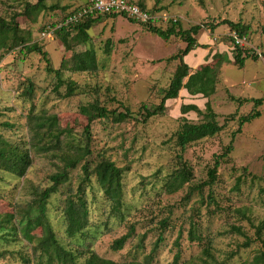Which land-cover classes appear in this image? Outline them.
<instances>
[{
	"label": "rangeland",
	"instance_id": "rangeland-1",
	"mask_svg": "<svg viewBox=\"0 0 264 264\" xmlns=\"http://www.w3.org/2000/svg\"><path fill=\"white\" fill-rule=\"evenodd\" d=\"M37 1L0 0V15L9 19L17 12H24L26 4ZM87 1L46 0L48 7L43 11L31 15L23 13L16 18L22 34L29 39L27 43L36 42L46 50L54 68H60L63 58L66 59L61 67L63 83H59L55 72L47 71L42 54L26 51L23 44L10 52L0 50V134L13 144L30 149L33 159L22 177L0 170V212L17 213L18 218L25 215L35 188L49 185L50 174L60 166L59 159L51 152L30 144L32 132L27 115L32 105L39 112L56 114L60 126L72 130L71 141L84 140L87 118L80 112V106L98 99L110 109L130 111L123 122L111 118L92 122L93 153L90 156L99 160L104 155L122 168L125 205L121 213L113 214L93 178L86 188L92 223L88 237L73 239L65 232L62 216L65 187L61 188L48 204L49 220L61 243L67 248L82 250L78 255L80 260L89 256L90 250L117 261L142 259L151 252L160 233L158 222L169 216L165 239L154 253L152 264H172L178 249L174 244L177 238L182 250L181 260L199 261L207 239L212 240L213 253L224 264H238L251 258L264 241V229L260 237L256 232V227L264 223V104L259 107L261 115L245 123L236 135L234 148L221 159L212 187L195 190L191 195L187 193L190 187L208 179L209 169L238 128L239 116L253 108L252 101L240 105L231 95L264 96V0H135L143 2L151 14L158 16L151 24L161 28H167L172 21H177L184 29L204 24L197 38L212 49L210 53L206 49L204 60L199 59L196 68L213 64L211 54L216 51L226 53L231 60L221 65L217 90L208 98L224 129L191 143L184 152L176 142L183 116L200 122L203 115L195 111L182 114L180 105L188 100L181 94L179 99L166 101L163 113L147 117L146 109L160 103L179 63L170 57L180 52L186 42L176 35L166 41L150 32L146 22H133L123 15H103L90 29V41L76 44L68 51L58 36L42 35L43 26L48 28ZM223 19L249 27L247 34L239 37L242 40L239 45L246 53L258 55L257 59L249 56L243 67L234 63L235 32L228 24L218 25L214 31L208 28L209 24ZM87 48L96 51L98 68L72 71L73 51ZM199 55L192 54L190 60ZM31 81L34 93L28 97L24 90ZM69 81H73L76 88L74 94L67 96ZM205 102L201 105L204 111ZM181 155L191 167L193 178L183 188L170 193L165 183L170 173L180 166ZM80 174V167L72 170L74 185L79 183ZM17 224L16 221L14 227ZM232 224L241 225L245 235L234 232ZM132 225L135 236L122 249H113V241L128 232ZM192 225L201 240L190 239ZM33 233V240L23 236L19 227L13 235L0 233V264H36L33 246L43 233L40 227ZM143 234H146L144 247H138ZM246 241L250 242L248 246Z\"/></svg>",
	"mask_w": 264,
	"mask_h": 264
},
{
	"label": "trees",
	"instance_id": "trees-1",
	"mask_svg": "<svg viewBox=\"0 0 264 264\" xmlns=\"http://www.w3.org/2000/svg\"><path fill=\"white\" fill-rule=\"evenodd\" d=\"M137 3L142 8L148 9L151 12L143 2L138 1ZM47 7L46 0H38L35 4H26L24 12H17L9 19L0 15V50L10 52L18 45L23 44L26 51L42 54L47 62V71L55 72L61 84L63 83L61 67L65 65L66 59L63 58L60 68H54L51 65V60L46 50L36 42L27 43L29 39L22 34V29L19 27L16 19L17 16L23 13L31 15L34 12L39 13ZM51 7L54 8V6ZM76 10H72L68 14ZM68 14L60 20L52 22L48 28L43 26L44 31L54 28L53 34L59 37L67 51L72 50L76 44L88 43L91 38L90 29L103 15L114 17L118 15L126 16L125 14L118 13L90 15L77 22L56 27ZM128 18L133 22H141L131 17ZM221 24H228L230 29L241 38L247 34L249 29L248 26H245L241 22H234L229 19H223L216 24H209L208 28L214 31L216 26ZM146 25L150 32L158 34L166 41L173 35H176L186 42V46L180 52L170 57V59L179 60V63L173 73L169 86L163 91L160 103L152 109L147 108L146 116L151 117L163 113L166 109V101L177 99L182 88L187 89L192 95L201 94V96L207 98L205 102L206 111L202 110L195 103H181L180 105L182 114L195 111L204 117L203 121L193 122L183 116V122L176 133V142L181 151L184 152L191 143L214 136L224 129V124L218 121V114L213 109L211 100L208 98L217 90L221 65L231 60L226 53L216 51L212 55L213 64L207 63L196 69H192L190 64L185 60V56L198 47H209L208 44L201 43L197 38L204 24H195L189 29L180 27L177 21H172L165 29L151 24V21L146 22ZM107 44H109V41ZM249 56L253 59L258 58V55L255 53H246V50L235 42L234 63L239 67H243ZM97 68L98 62L94 49L87 48L83 51H73L70 62V69L72 71H94ZM75 88V83L69 81L66 95L70 96L74 94ZM24 91L28 97L34 93L32 81L25 87ZM231 99L238 101L240 105L252 101L253 108L248 114L239 116L238 128L232 132L231 141L226 146L225 151L217 157L213 167L209 169L208 179L199 185L190 187L187 193L189 195L195 190L203 189L206 186L212 187L218 177L221 159L228 156L234 148L233 142L236 135L242 131L245 123L261 115L259 107L264 104V96L241 98L231 95ZM80 112L87 118V122L83 128L84 140L72 139L71 141L69 137L72 136V130L61 127L56 114L39 112L34 105L30 108L27 122L29 130L32 132L31 146L39 150L51 152L53 156L59 159L60 166L50 174L49 185L35 188L33 191V201L30 202L29 208L25 210V215L18 218L17 213L3 214L0 212V233H3L5 236L13 235V231H16L19 227L23 236L33 240V230L40 227L43 234L37 238V243L33 246L36 264H152L154 253H156L160 243L165 239L164 232L169 227V216L162 218L158 222L160 233L150 253L144 254L142 259H125L123 261L103 257L94 250H90V255L85 257L84 260H80L78 255L82 254L83 251L73 250L64 246L51 225L48 216L49 201L53 195L65 187L62 190V216L66 235L73 239L78 236H82L84 239L88 237V229L92 223L86 188L92 184L93 178H95L96 183L103 192L105 200L109 203L113 214L121 213L125 205L122 168L114 160L104 155L99 160H93L90 156L93 153L91 150L92 122L102 118H111L115 122H123L130 116V111L129 109L125 111L110 109L107 105L102 104L96 99L87 104H82ZM180 158V166L170 173L165 183L166 190L170 193L183 188L193 178L191 167H189L187 161L183 160L182 155ZM32 162L30 149L13 144L0 134V170L22 177L27 173ZM78 167L81 168L80 179L79 183L74 185L71 181V172ZM237 211L245 215L242 210ZM31 213H34V216ZM16 221L19 224L14 227ZM194 227L192 225L189 230L190 239L192 241L201 240L202 237L196 233ZM256 228L257 237H260L264 229V223L258 225ZM231 229L236 233L245 235L241 225L232 224ZM134 232L135 227L132 225L128 232L113 241L112 248L115 250L122 249L129 239L135 236ZM145 237L146 234H143L139 238L138 247H144ZM174 244L178 249L174 254L172 264H224L215 257L211 239L205 240L202 256L199 258V261L193 259L181 260L182 250L178 238ZM249 244L250 242L246 243L247 246ZM238 264H264V241L262 247L251 258L244 259Z\"/></svg>",
	"mask_w": 264,
	"mask_h": 264
},
{
	"label": "built area",
	"instance_id": "built-area-1",
	"mask_svg": "<svg viewBox=\"0 0 264 264\" xmlns=\"http://www.w3.org/2000/svg\"><path fill=\"white\" fill-rule=\"evenodd\" d=\"M118 13L125 14L142 22L153 21L158 18L149 12L148 9L142 8L135 0H88V3L80 6L71 14H68L63 21L59 22L56 27L64 24L77 22L90 15ZM54 28H49L42 32V35L48 36L53 34ZM234 39L237 44L242 40L235 33Z\"/></svg>",
	"mask_w": 264,
	"mask_h": 264
},
{
	"label": "crops",
	"instance_id": "crops-1",
	"mask_svg": "<svg viewBox=\"0 0 264 264\" xmlns=\"http://www.w3.org/2000/svg\"><path fill=\"white\" fill-rule=\"evenodd\" d=\"M206 49H208V51H209L208 53H210V50L212 49V46L210 45L207 48L198 47V48L192 50L188 55L185 56V60L189 63V61H192V60H190V57H192V54H195V53H199L200 54L198 56V58H196L195 60L192 61L193 64L190 62L191 63L190 65H192L191 67H193V69H195L196 68V65H198L200 63V60L199 59H203L204 60V58H205L204 55L206 53L205 52ZM213 54H214V52H213ZM213 54H211V56ZM180 94L188 100V102H186V103H195L199 107H201V105L207 100L206 98H199L201 96V94H197V95L190 94L187 91V89H185V88H182L181 89ZM177 99H179V97Z\"/></svg>",
	"mask_w": 264,
	"mask_h": 264
}]
</instances>
